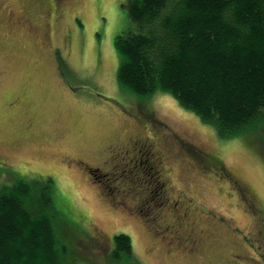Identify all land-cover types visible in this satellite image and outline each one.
I'll list each match as a JSON object with an SVG mask.
<instances>
[{"label":"rangeland","instance_id":"rangeland-1","mask_svg":"<svg viewBox=\"0 0 264 264\" xmlns=\"http://www.w3.org/2000/svg\"><path fill=\"white\" fill-rule=\"evenodd\" d=\"M61 1L59 24L40 37L7 15L21 2L40 23L36 0H0V188L52 175L63 215L95 236L75 240L77 264H121L108 254L119 232L141 264H264V120L224 138L170 92L121 87L115 40L135 28L129 0ZM133 135L142 164L128 168L134 156L119 149L98 155ZM67 153L107 159V178L64 165Z\"/></svg>","mask_w":264,"mask_h":264},{"label":"trees","instance_id":"trees-1","mask_svg":"<svg viewBox=\"0 0 264 264\" xmlns=\"http://www.w3.org/2000/svg\"><path fill=\"white\" fill-rule=\"evenodd\" d=\"M128 8L135 28L115 40L121 87L170 92L224 138L257 129L264 120V0H129ZM39 176L0 188V264H77L74 243L95 238L56 205L53 176ZM112 239L113 260L141 264L130 234Z\"/></svg>","mask_w":264,"mask_h":264},{"label":"flooded vegetation","instance_id":"flooded-vegetation-1","mask_svg":"<svg viewBox=\"0 0 264 264\" xmlns=\"http://www.w3.org/2000/svg\"><path fill=\"white\" fill-rule=\"evenodd\" d=\"M59 1L60 0H36V2L41 5L38 13L36 14L41 19L40 23L33 21L30 17L31 15L19 13L22 11L21 8L23 7L21 2L17 5L14 4V5H10V6L7 3L6 4L7 9H8L7 15H8V17H12L13 22L23 24L24 26H27L28 28H33L35 33H38V35L40 37H43V35H45V34L48 35V32L50 30L54 29V26L59 24V22L61 20V17H60L61 11L59 9V6H60ZM62 1H64V0H62ZM62 1H61V4H62ZM32 21H33V23H32ZM41 29L43 31L41 33H39V30H41ZM55 48L56 47H54V51H55ZM60 64H61V62H60ZM60 64H59V66L61 67ZM16 96L25 97L22 95H16ZM20 101L21 100L19 97H18V99L16 98V102L19 103L17 109H20L22 106L24 107V105H22V103H25V102H20ZM32 122H33V119H32V121L29 120L28 122H26V127H29ZM135 135L131 136V139H126V138L124 139V138H121V136H118L117 137L118 138L117 139V143H118L117 148L115 146L110 147L111 145H114L113 144L114 142H111V144L106 145V149H108V152H103V150H102L103 147H102L101 151L99 149L98 155H100L101 157H103L104 155H108L110 158L113 155H117V153H119V152L122 153L121 154L122 156H124V154H130V152H132V155L134 156V157H132L133 160H132L131 156H129L128 161L125 162L124 164L127 165L128 168H132V165L129 166L130 162L135 163V165L133 167H135L138 164H142L144 159L142 158V156L138 158L136 156V154L143 150L142 145H144V148H145V144L144 143H138L136 140H134ZM128 137H130V135ZM145 140L146 139H144V141ZM136 144H137V146L139 145L138 149H136V147H137ZM116 151H119V152H116ZM110 152H112V153H110ZM114 152H116V153H114ZM142 153H143V151H142ZM145 153H148V152H145ZM67 156H69V157H67ZM3 161L8 162V160H6V159H3ZM106 162H107V159H102L100 161V163L94 167L91 162L87 161L86 159H84L83 157H80V156H75V155L70 156L67 153V154H65V156L63 158V164L64 165H67L68 167L76 166L78 170H81L82 172L87 173L90 177L94 176V177L107 178L109 170H105V168H104ZM128 168L124 167L122 169V173H126ZM158 170L159 169H157V171ZM164 182L165 181H163V183Z\"/></svg>","mask_w":264,"mask_h":264}]
</instances>
